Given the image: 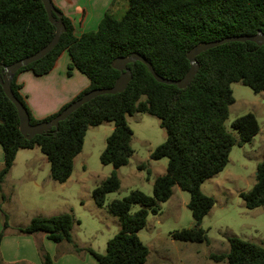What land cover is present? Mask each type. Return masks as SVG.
<instances>
[{"label":"trees","instance_id":"1","mask_svg":"<svg viewBox=\"0 0 264 264\" xmlns=\"http://www.w3.org/2000/svg\"><path fill=\"white\" fill-rule=\"evenodd\" d=\"M127 2L128 9L121 19L107 11L96 31L81 36H76L72 19L53 4L54 9L62 13L65 33L54 50L21 68L11 83L15 96L28 110L31 124L50 122L84 94L113 87L121 75L113 67L118 57L138 53L152 64L159 76L178 81L191 67L188 52L200 43L264 33V0ZM55 33L42 0H0L1 77L6 76L7 66L40 51ZM66 51L71 57V68L84 74L90 86L57 113L36 120L20 93L22 85L17 81L18 75L24 71H31L37 77L47 75ZM197 62L199 71L186 89L157 82L142 62L135 66L130 64L133 79L124 92L98 96L60 122L57 130L51 128L48 133L30 140L21 134L17 109L0 84V145L4 151L0 187L13 169L18 152L36 147L50 163L51 179L61 184L67 182L74 172L76 158L83 151L89 129L113 122L115 128L106 140L100 161L115 170L93 191L96 205L102 208L107 196L120 189L117 170L127 166L134 154L131 145L134 133L127 116L148 113L160 121L167 133L166 141L151 153L154 161L168 159L166 172L154 181L153 196L134 190L109 204L108 210L119 219L121 230L108 241L104 254L92 248H81L74 242L73 227L81 221L71 213L33 217L17 234H46L56 244L68 243L77 254H91L99 264H146L149 248L138 233L146 226L149 214H158L160 204L169 201L173 188L178 186L190 194L187 206L195 225L173 232L172 238L209 243L201 225L215 201L202 192V185L226 168L237 143L226 127L230 107L235 103L232 84L241 83L257 94L264 93V47L253 42H230L197 56ZM231 126L239 134L240 145L252 141L260 132L259 122L252 113L237 118ZM145 167L142 165L140 169ZM257 173L253 188L240 194L247 209L264 207V159ZM134 204L144 208L132 214ZM8 229L9 223L5 220L0 245ZM38 251L43 264H53L42 244L38 245ZM212 258L227 264H264V244L233 237L230 251L213 254ZM0 264H5L1 255Z\"/></svg>","mask_w":264,"mask_h":264},{"label":"rangeland","instance_id":"2","mask_svg":"<svg viewBox=\"0 0 264 264\" xmlns=\"http://www.w3.org/2000/svg\"><path fill=\"white\" fill-rule=\"evenodd\" d=\"M78 1L80 5L71 11L77 23L84 11L91 13L87 0ZM107 1L102 0L100 5L104 7ZM127 9V0H111L105 13L109 11L121 19ZM89 23L91 26L87 29L95 31L93 23ZM77 31H82L79 26ZM231 87L235 103L230 107L226 127L237 143L226 168L202 185V192L215 201L201 225L207 232L209 243L181 242L172 238L173 232L195 225L187 206L190 194L175 186L170 200L160 204L158 214H149L146 226L138 233L149 248L146 264H227L226 261L217 262L212 255L228 253L231 238L264 244V207L247 209L240 197L242 192H249L255 185L257 167L264 159V93L257 94L241 83H234ZM249 113L257 118L260 132L252 141L240 145L239 134L231 125L237 118ZM127 122L134 133L131 143L134 154L127 166L117 170L120 189L107 196L104 207L96 205L93 191L115 170L112 165H103L100 161L106 140L115 128L113 122H104L89 129L83 151L75 160L74 172L63 184L51 179L50 163L41 151L38 154L21 153L10 177H6L0 187L3 208L0 212V233L5 220L9 223L6 233H16L19 228L27 227L33 217L71 213L81 221V224L74 225V241L79 246L104 254L108 241L121 230L119 219L108 210L109 204L127 197L134 190L153 196L154 181L166 172L168 166L166 158L159 161L151 159V153L167 139L160 121L148 113H135L127 116ZM30 156L33 158L32 170L27 172L25 161ZM142 165L146 167L140 169ZM33 175L36 176L33 178ZM143 208L134 204L131 213Z\"/></svg>","mask_w":264,"mask_h":264},{"label":"crops","instance_id":"3","mask_svg":"<svg viewBox=\"0 0 264 264\" xmlns=\"http://www.w3.org/2000/svg\"><path fill=\"white\" fill-rule=\"evenodd\" d=\"M52 1L67 17L72 19L75 26L76 36H81L92 30L87 29L91 26L89 25V22H91V24L93 23L92 26L97 30L100 21L105 15V8L111 2V0H108L103 7L100 5L102 0H87L90 4L91 13L87 10L86 12L84 11L82 18H80L77 23L76 18L71 14V11L76 6L80 5L78 0ZM98 7H101L102 9H99ZM77 26L82 30L81 32L77 31ZM17 81L22 85L20 93L25 98L32 115L36 120H43L57 113L62 107L70 103L90 86V80L86 76H84L79 70L71 68V57L67 51L64 52L58 60L56 67L49 74L37 77L31 71H24L18 75ZM39 151L41 150L38 147L34 149L20 150L17 154L16 161L21 153H24L25 155L30 153L38 154L40 153ZM41 159L44 158L41 156ZM32 160L33 158L30 156L25 161L27 172L32 170ZM3 162L4 151L0 145L1 168ZM12 171L13 169L7 176V179L10 177ZM35 176L36 175H33L32 177L34 178ZM39 244H42L50 254L53 264H99L91 254H77L74 252L71 245L64 246L63 243L56 244L53 241H50L46 234L43 233L30 236H21L18 235L17 232L6 233L0 245V255L5 264H43L38 251ZM79 247L85 248L83 246Z\"/></svg>","mask_w":264,"mask_h":264},{"label":"water","instance_id":"4","mask_svg":"<svg viewBox=\"0 0 264 264\" xmlns=\"http://www.w3.org/2000/svg\"><path fill=\"white\" fill-rule=\"evenodd\" d=\"M46 12L49 17L50 23L55 27L56 33L53 37V39L40 51L33 54L30 57H27L23 60H20L18 62H15L14 64L6 67V76L1 77L0 74V84L4 90V93L6 94L7 98L15 105L19 120H20V132L21 134L28 140L32 139L33 137L37 135H43L45 133H48L51 128H56V130L59 127L60 122L67 119L71 114H73L76 110H78L80 107H82L84 104L90 102L91 100L97 98L98 96L102 95H115L118 93L124 92L130 82L133 79V73L132 70L128 67L130 64L134 65L137 62H142L145 64L153 77L156 79L157 82L165 85H175L179 89H186L189 87L195 76L197 75L199 71V64L197 62V56L201 55L202 53L216 48L218 46L230 43V42H253L257 44L258 46L264 47V33L259 31L256 35L249 36H230L227 38H224L222 40H216L212 42H202L198 46H195L192 48L188 54L187 58L191 63V67L186 73V75L181 80H170L163 78L159 76L156 71L154 70L152 64L146 60L143 56H141L138 53H133L130 56L127 57H118L113 61V67L121 72V75L116 80L115 84L111 88H105V89H94L86 94H84L80 99L72 102L68 107H66L63 112L58 115L56 118H54L50 122H41L38 124H31L30 115L28 113V110L24 106V104L15 96L11 83L17 72L23 68L26 67L42 58L47 56L52 50L55 49V47L59 44L60 39L62 35L66 31V26L62 22V13L57 12L54 9V5L52 3V0H42ZM258 173H256V176Z\"/></svg>","mask_w":264,"mask_h":264}]
</instances>
